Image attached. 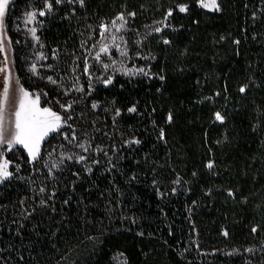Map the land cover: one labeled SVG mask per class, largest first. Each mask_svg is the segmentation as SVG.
I'll list each match as a JSON object with an SVG mask.
<instances>
[{
    "label": "trees",
    "instance_id": "16d2710c",
    "mask_svg": "<svg viewBox=\"0 0 264 264\" xmlns=\"http://www.w3.org/2000/svg\"><path fill=\"white\" fill-rule=\"evenodd\" d=\"M199 1L51 0L40 35L62 74L84 69L91 34L119 14L144 71L97 84L76 113L89 166L45 170L61 129L11 167L0 264H264V0Z\"/></svg>",
    "mask_w": 264,
    "mask_h": 264
},
{
    "label": "rangeland",
    "instance_id": "374dc122",
    "mask_svg": "<svg viewBox=\"0 0 264 264\" xmlns=\"http://www.w3.org/2000/svg\"><path fill=\"white\" fill-rule=\"evenodd\" d=\"M15 1L9 0L5 15L0 20V49H2L0 50V100L3 99L5 87L8 88L7 102L3 105L4 138L5 140L10 139L14 132V113L22 95L20 90L23 89L30 94L32 99L39 96L40 108H49L62 118L61 127L56 132L63 130L51 143L44 157L45 170L49 172L60 170L70 161L81 162L85 166H89L93 155L92 142L87 131L81 129L82 126L77 124L76 113L83 110L97 84L107 83L108 80L112 81L119 74L132 76L144 71L143 67L134 63L135 57L132 54L129 41L130 15L119 14L111 21L101 24L97 33L91 34L83 54L84 69H80L77 65L74 75L71 77L56 69L54 60L47 55L46 46L41 39L40 31L44 24L43 19L52 11L51 0H24L21 2L22 4L18 3V6L13 5ZM203 2L211 4V0H203ZM64 3L82 4L81 0H61L60 4ZM199 3L201 5V0ZM48 4H51L50 10L47 8ZM216 5L217 8L208 7L206 9H218V0H216ZM40 11H44L45 15L40 16ZM30 12H35L36 16L29 23L27 14ZM120 16H123L124 19H118ZM113 21H115V25H113ZM102 26H106L107 31H104ZM32 28L36 29L35 36L30 31ZM103 46H107V52H100ZM97 53H100L99 60L96 59ZM17 63L21 64L20 71L30 84L43 86L44 83H47L48 86L58 87L57 91L53 89L54 99L48 97L49 93L41 87L29 89L24 86L17 69ZM33 67H35V71H33ZM85 83L88 84V89ZM54 100L56 104L60 105V111L53 106ZM69 104L71 107H68ZM94 104L96 105L94 109H96L98 103L93 102ZM80 114L79 117L83 115V113ZM52 133L54 132H50L41 142L39 154L35 160L40 157L43 143ZM22 154H25L30 161H35L21 145H14L11 149L7 144L0 145V164L5 160L8 161V171L12 174V166L18 163V168H20V164L23 162ZM6 179L0 180V185ZM114 259L120 264L126 263L125 255L121 252H116Z\"/></svg>",
    "mask_w": 264,
    "mask_h": 264
},
{
    "label": "snow or ice",
    "instance_id": "6c2138e0",
    "mask_svg": "<svg viewBox=\"0 0 264 264\" xmlns=\"http://www.w3.org/2000/svg\"><path fill=\"white\" fill-rule=\"evenodd\" d=\"M57 3H60L61 0H56ZM83 0H81V3ZM9 0H0V20L3 19L5 15V10L8 6ZM201 6L208 8H217L216 0H211V4L204 3L201 0ZM47 8L51 9V4L47 5ZM181 12L186 11V7L181 6L179 9ZM40 16L45 15L44 11L39 12ZM171 15V12H169ZM36 16L35 12H30L27 14V22H31ZM118 19L123 20L124 17L120 16ZM113 25H115V21H113ZM104 31H107L106 26H102ZM35 36L36 29L32 28L30 30ZM119 31V28H117ZM159 31V29H157ZM115 39V37H113ZM167 42V41H165ZM2 50V49H0ZM107 46H103L100 49V52H107ZM100 53H97L96 59L99 60ZM107 67V65H105ZM33 71H35V67H33ZM141 71H143L141 69ZM51 79V78H49ZM55 83V81H53ZM107 83H111V80H108ZM22 95L19 99L18 108L14 113V132L10 139L5 140L4 138V115H3V105L6 104L8 98V88L5 87L3 99L0 100V145L7 144L8 148L11 149L14 145H21L24 149L28 151V155L35 160L39 154L40 144L44 140L46 136L50 132H56L61 127V116L57 113L53 112L49 108H40L39 107V96H36L35 99L30 98V94L23 89L20 90ZM241 91H244L241 88ZM68 107H71L69 104ZM93 107H96L94 104ZM129 111H135V109H129ZM119 114V113H117ZM216 120L222 121L223 117L216 113ZM171 116H169V120ZM83 159V157H81ZM209 168L212 167L211 164L208 165ZM11 173L8 171V161H4L0 164V180L6 179L9 177ZM256 229H253L255 231ZM224 235H227L225 232ZM251 251V250H249Z\"/></svg>",
    "mask_w": 264,
    "mask_h": 264
}]
</instances>
